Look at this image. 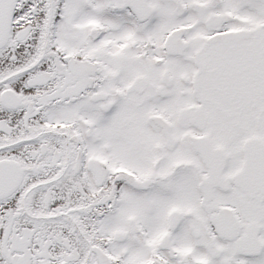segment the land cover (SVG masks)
Listing matches in <instances>:
<instances>
[{"label":"snow or ice","instance_id":"1","mask_svg":"<svg viewBox=\"0 0 264 264\" xmlns=\"http://www.w3.org/2000/svg\"><path fill=\"white\" fill-rule=\"evenodd\" d=\"M0 264H264V0H0Z\"/></svg>","mask_w":264,"mask_h":264}]
</instances>
